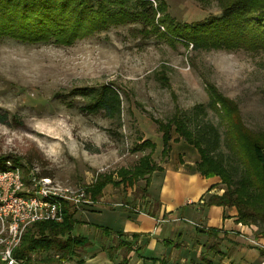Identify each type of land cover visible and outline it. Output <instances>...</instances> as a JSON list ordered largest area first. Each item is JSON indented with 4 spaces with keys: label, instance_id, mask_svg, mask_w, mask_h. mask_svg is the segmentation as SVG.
<instances>
[{
    "label": "rangeland",
    "instance_id": "rangeland-1",
    "mask_svg": "<svg viewBox=\"0 0 264 264\" xmlns=\"http://www.w3.org/2000/svg\"><path fill=\"white\" fill-rule=\"evenodd\" d=\"M165 2V13L174 23L193 24L222 14L218 0ZM162 31L163 26L160 32L153 31L134 21L113 24L68 46L0 38V109L15 116L9 124L0 123V157L12 164L18 158L26 166H19L26 179L33 170L58 184L85 187L96 202L87 207H116L119 213L137 206L147 210L144 199L156 196L166 167L184 165L191 170L199 160L195 147L174 130L173 139L178 141H171L164 154L156 120L179 115L191 127L196 121L213 123L221 133L219 150L231 165L241 166L226 145L221 114L209 103L219 101L215 93L232 100L243 123L254 132H264V51L216 46L194 50L191 42ZM103 84L114 85L121 94L120 124L80 112L85 100L78 91ZM146 140L156 147L138 148ZM148 154L162 170L153 173V185L147 190L144 179L134 187L110 183L100 199L91 198L88 189L99 175L112 173L120 181V169L133 168ZM212 178L219 180L224 193L228 187L222 178L207 179ZM98 214L86 218L94 223L113 218L109 212ZM113 224L114 230L120 226ZM93 231L76 226L74 234L89 236L97 245L99 240L89 235Z\"/></svg>",
    "mask_w": 264,
    "mask_h": 264
},
{
    "label": "trees",
    "instance_id": "trees-1",
    "mask_svg": "<svg viewBox=\"0 0 264 264\" xmlns=\"http://www.w3.org/2000/svg\"><path fill=\"white\" fill-rule=\"evenodd\" d=\"M218 1L221 16L183 24L174 23L167 16L165 0H0V38L68 46L96 31L108 30L113 24L142 21L153 31L160 32V26H163L165 31L162 35L168 33L174 39L191 42L194 50L216 46L264 51V0ZM78 94L85 100L79 107L82 114L101 115L120 124L122 98L114 85L82 88ZM215 97L219 101L213 99L209 106L221 114L226 125V145L241 166L231 165V160L227 162L219 150L221 133L217 126L196 121L191 127L189 121L179 115L167 121L156 120L162 132V152L169 153L171 141H178L173 139L175 131L198 151L199 160L194 169L206 178L220 176L228 187L222 195L209 197V203L236 207L238 221L264 226V132L250 130L232 100L216 93ZM12 119L15 120V116L0 109V123L9 124ZM144 146L156 147L150 140L138 145V148ZM7 160L0 157V170ZM12 161L16 166L26 167L18 158ZM157 170H162V167L148 154L133 168L120 169V181L115 180L112 173L101 174L88 190L91 198L98 200L110 183L114 186L125 183L134 187L142 179L146 181L147 190ZM78 211L66 206L62 221H39L29 226L14 256L23 260L24 264H69L76 260L92 245L88 237L74 234L80 222L76 216ZM109 230L104 228L108 234ZM262 232L264 234V229ZM118 234L114 246L109 249L110 255L118 247H131L130 242L120 239L122 233ZM132 236L137 239L139 235L135 233Z\"/></svg>",
    "mask_w": 264,
    "mask_h": 264
},
{
    "label": "crops",
    "instance_id": "crops-1",
    "mask_svg": "<svg viewBox=\"0 0 264 264\" xmlns=\"http://www.w3.org/2000/svg\"><path fill=\"white\" fill-rule=\"evenodd\" d=\"M187 168L166 167L156 196L144 199L147 210L137 206L121 213L116 207L78 211L77 227L92 228L89 235L99 243L69 264H262L264 226L238 221L236 207L210 204V195L222 194L223 185L216 178L203 177L192 166ZM93 212H109L113 218L89 222L86 217ZM114 221L120 225L116 230ZM118 233L131 247H118L110 255ZM135 233L137 239L132 236Z\"/></svg>",
    "mask_w": 264,
    "mask_h": 264
},
{
    "label": "built area",
    "instance_id": "built-area-1",
    "mask_svg": "<svg viewBox=\"0 0 264 264\" xmlns=\"http://www.w3.org/2000/svg\"><path fill=\"white\" fill-rule=\"evenodd\" d=\"M20 168L7 161L0 170V261L3 264H24L14 256V251L29 226L39 221H62L66 206L82 210L96 203L85 187L58 184L33 170L26 179Z\"/></svg>",
    "mask_w": 264,
    "mask_h": 264
}]
</instances>
